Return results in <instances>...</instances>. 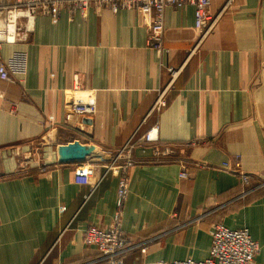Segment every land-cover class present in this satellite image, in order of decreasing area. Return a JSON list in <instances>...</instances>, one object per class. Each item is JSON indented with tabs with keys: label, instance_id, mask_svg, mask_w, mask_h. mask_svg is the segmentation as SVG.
<instances>
[{
	"label": "crops",
	"instance_id": "0c3cea01",
	"mask_svg": "<svg viewBox=\"0 0 264 264\" xmlns=\"http://www.w3.org/2000/svg\"><path fill=\"white\" fill-rule=\"evenodd\" d=\"M89 2L62 1L27 41L0 46V64L27 58L23 76L0 78V264H100L84 233L118 213L126 264L203 261L215 224L247 228L264 264V0H212L207 34L193 6L168 7L162 49L140 11ZM72 93L95 116L66 121ZM74 141L98 159L60 165Z\"/></svg>",
	"mask_w": 264,
	"mask_h": 264
},
{
	"label": "built area",
	"instance_id": "2783aa9c",
	"mask_svg": "<svg viewBox=\"0 0 264 264\" xmlns=\"http://www.w3.org/2000/svg\"><path fill=\"white\" fill-rule=\"evenodd\" d=\"M62 1H72L73 5L83 12L89 6V0H14V3L7 5L6 1L0 0V46L16 45L28 40L29 35L34 31V21L37 16H46L58 12L57 5ZM113 5L114 12L119 9H136L144 16L150 18L149 46L162 49L164 34V13L168 7L183 8L193 6L195 8L196 31L207 34L216 25V19H212L210 5L212 0H108ZM235 0H226L224 9L231 7ZM27 58L22 53H15L11 58L0 64V78L10 80L13 76H23L26 73ZM4 96L0 92V100ZM166 106L165 93H162L157 100L155 109ZM88 97L82 94H71L68 105L66 121L73 115L90 118L95 116L97 109ZM157 141V136L149 133L142 138V141ZM224 168L239 172V164L234 168L224 165ZM187 178L186 173L181 174ZM244 183L249 179L242 176ZM128 195V181L122 176L118 186V198L120 208ZM120 214H117L116 221L109 228H102L92 225L84 233L85 244L94 248L99 256L100 264H126L124 255L131 249L129 240L120 225ZM259 245L252 239L247 228L230 229L223 224H216L212 231V247L210 255L203 261L185 259L173 262H160L158 264H253L259 252ZM141 252H147L146 247Z\"/></svg>",
	"mask_w": 264,
	"mask_h": 264
},
{
	"label": "water",
	"instance_id": "95a60500",
	"mask_svg": "<svg viewBox=\"0 0 264 264\" xmlns=\"http://www.w3.org/2000/svg\"><path fill=\"white\" fill-rule=\"evenodd\" d=\"M58 162L60 165L86 163L96 153L92 145L82 144L74 141L68 144L59 145L57 148Z\"/></svg>",
	"mask_w": 264,
	"mask_h": 264
},
{
	"label": "rangeland",
	"instance_id": "374dc122",
	"mask_svg": "<svg viewBox=\"0 0 264 264\" xmlns=\"http://www.w3.org/2000/svg\"><path fill=\"white\" fill-rule=\"evenodd\" d=\"M141 141H142V139H141ZM145 141H146V140H145ZM134 145H135V144L131 143V144L128 146V148L130 147V148L132 149V148H134ZM98 155H99V154H94V156H92L90 159H98ZM124 155L126 156V155H128V153L125 152V153H122V154H121V156H124ZM182 173H185V172H182ZM182 173H181V174H182ZM181 174H180V177H181ZM186 174L188 175V173H186ZM215 225H216V224H215Z\"/></svg>",
	"mask_w": 264,
	"mask_h": 264
}]
</instances>
